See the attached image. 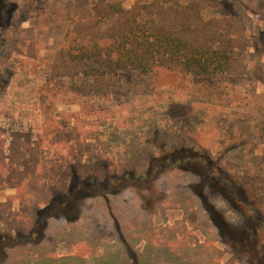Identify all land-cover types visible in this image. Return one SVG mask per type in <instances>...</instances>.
<instances>
[{
  "label": "rangeland",
  "instance_id": "rangeland-1",
  "mask_svg": "<svg viewBox=\"0 0 264 264\" xmlns=\"http://www.w3.org/2000/svg\"><path fill=\"white\" fill-rule=\"evenodd\" d=\"M177 1L180 4L199 1L205 19L220 20L232 34L248 39L246 72L195 75L179 70L160 69L146 74L134 69L121 70L87 86L82 77L50 79L52 62L66 42V34L81 20L92 16L96 7L103 9L101 20L105 28L110 22L107 7L110 3L151 6L175 0H0V74L5 73L8 78L0 94V136L8 144L14 134L15 145L20 146L29 143L30 133L43 146L44 165L38 183H43L44 189L57 187L61 186L63 177L64 187H70L69 193L76 190L71 197L69 193L51 197L49 204L39 211L37 220L27 218L22 227L24 233L35 229L34 235L39 236L49 214L66 213L72 217L77 208L83 207L82 203H87L89 217L72 232L77 234L75 243L83 241L84 250L92 245L87 234L79 232L89 227L88 221L94 218L97 208L106 215L101 222H109L121 230H133L141 212L145 236H156V240L162 237L161 242L166 243L162 248L173 246V259L184 254L187 259L190 254L193 259L189 257V261H213L214 237L207 236L205 244H199L196 239L192 245L190 233L184 239L177 238L178 232L182 234V225L178 221L173 224V220L182 213L186 215L182 222L187 221V225L193 226L198 220L202 224L203 202L194 196L196 204L190 205L193 192L201 193L207 205L218 208L225 222L240 227L247 220L215 196L205 179L171 167L159 157L161 151L180 147L209 152L232 174L246 191L245 195L257 198L258 207L264 213V0ZM2 23L6 25L4 30ZM93 28L94 25L90 29ZM2 84L0 79V88ZM60 84L55 90L54 86ZM43 129L50 130L56 139L51 142L48 136L35 135ZM75 136H79L80 143L77 144ZM180 137L187 139L191 147L172 144L174 140L181 141ZM74 145L85 154L71 169L77 171L76 175H70L68 165L73 157L68 152ZM61 161L66 163L64 175ZM151 161L160 175L150 174L143 180L151 170ZM106 167L110 171L105 175ZM165 168H168L166 172ZM176 175L185 182L176 184ZM166 176L173 177L165 196L170 201L156 205L166 193L162 189ZM109 180L113 182L111 185L106 184ZM113 187L116 192H112ZM99 188L106 189L105 193H90L102 192ZM97 197L98 200L92 201ZM151 210L157 224L166 228L179 224L176 231L161 233L160 228H152ZM197 236L202 237L199 232ZM21 237L26 236L16 234L9 241L18 242ZM2 243L0 264H55L45 258L44 249L39 250V245L29 250L26 242L9 246L5 241ZM147 243L152 248L153 242L147 240ZM247 247L251 248L250 254H245L243 259L264 264V238L252 241ZM3 249L5 253L1 255ZM220 259L239 264L232 260L230 253H222ZM89 261L91 257L87 256L79 262Z\"/></svg>",
  "mask_w": 264,
  "mask_h": 264
},
{
  "label": "trees",
  "instance_id": "trees-1",
  "mask_svg": "<svg viewBox=\"0 0 264 264\" xmlns=\"http://www.w3.org/2000/svg\"><path fill=\"white\" fill-rule=\"evenodd\" d=\"M107 7L110 22L105 28L101 20L103 9L98 6L92 16L89 15V18L81 20L79 25L68 31L66 42L52 62L50 79L54 76L72 80L82 77L83 84L87 86L121 70L134 69L142 74L160 69L179 70L195 75L236 74L247 70L244 59L248 39L232 34L220 20L205 19L200 12L199 1L180 4L175 0L174 3L160 2L151 6L135 3L129 7L120 2L110 3ZM93 25L95 28L90 29ZM1 26L3 30L6 28L4 23ZM4 74H0L3 81L0 94L8 81ZM60 86H54V89L58 90ZM49 135L53 142L55 136H51V132ZM75 141L80 143L79 136H75ZM5 144V139L0 136L1 159ZM82 153V148L78 153L70 149L68 156L79 158ZM11 156L13 160L21 157L16 150L11 152ZM160 158L168 161L171 167H179L205 179L215 191V196L221 197L224 204L247 220L245 225L235 227L221 219L218 208L210 206L208 213L217 238L227 244L234 259L243 261L244 255L250 254L251 248L247 249V246L258 238H264V213L258 207L257 198L245 195L246 191L232 174L207 151L179 149L163 152ZM154 166L152 164L151 173L148 172L145 178L157 171ZM75 192L71 191L68 197ZM78 197H81V193ZM43 221L40 220V223ZM9 240L8 237L0 236V244ZM245 262L252 264V260Z\"/></svg>",
  "mask_w": 264,
  "mask_h": 264
},
{
  "label": "crops",
  "instance_id": "crops-1",
  "mask_svg": "<svg viewBox=\"0 0 264 264\" xmlns=\"http://www.w3.org/2000/svg\"><path fill=\"white\" fill-rule=\"evenodd\" d=\"M49 133L50 130L47 131L43 129L41 133L35 135L49 137ZM180 138L182 139L181 141L176 142L174 140L173 142L171 141L172 144L178 143L180 146L183 145L185 147H191L188 145L190 142H188L187 139L185 140L182 137ZM15 139L16 138L13 134L10 142L5 144L3 149V159H1L0 153V236H5L10 239L11 236L16 234H21V236L23 235L26 237L30 236L31 240L26 239L22 241L29 244V250H32L36 247V245H39V250L44 249L45 258L50 263L55 264H81V262H79L81 257L85 258L87 256L91 257V261L87 264H229V262L220 259L222 253H230L232 260H236L233 257V252L229 250L227 244L224 243L222 239L217 238L216 230L213 228V225L210 224L209 216L203 207L200 214L202 216V224H200V220H198V222L193 226L187 225L186 220V222H182L184 217H186L183 213L179 218L176 217L173 220V224L178 221L180 222L179 224L182 225V234L178 232L177 238L184 239L185 235L190 233L191 245L193 243L195 244L196 239H198L199 244H205L207 236H209V238L214 237L215 240L211 246L214 248L213 252L215 259L213 261H206L205 259H202L200 263L193 262V260L189 261V257L193 259V256L190 254H188L187 259L186 254L178 259H173L171 257V255L174 254V250H172L173 246L167 245L168 248H162L163 246L161 245L166 244L161 242V240H163L162 237L157 240L156 236L146 237L144 231L145 229L142 225L141 212H138L139 214L137 215L136 227L133 228V230L132 228H129L128 230H121L118 228L119 226L115 227V225H111L109 222H101V219L103 220L106 215L104 212H98L96 208L95 212L93 211L94 218L91 220L89 219L88 221L90 223L89 227H86V229L81 228L82 230L79 232L87 234L86 237L89 240L88 243L92 245V247L88 250L83 249V241L75 243L74 236L77 234H72L74 228L83 225L84 220H87L89 217L86 208L89 204L87 203H82L83 207L77 208L75 215L72 217L66 213L49 214L42 228V233L39 236L34 235L35 229L31 232L27 231L24 233L22 227L26 224L27 218H33V222L34 220H37L39 211L44 209L49 204L52 199L51 197H53L56 193L62 196L67 195L70 187H64L65 185H63V183H66V181L62 177L63 181L61 186L45 187L44 189L42 186L43 183H38V178L40 180L39 173L41 172V167L44 165L41 153L43 146L40 144L41 142L34 140L30 133L29 143L26 144L27 147L26 145L24 147L22 144L20 146L13 144L16 142ZM70 149L72 152L78 153L80 148L74 145L73 147H70ZM13 150H16L17 155H21V157L15 160L11 159V152ZM83 154H85V151H83L82 155L78 156L79 158L74 157L71 159L72 162L68 165L70 168V175H76L77 171L71 169H74V166L80 163ZM61 162L62 163L60 165L63 168L62 174L64 175L66 163L63 161ZM106 168L108 169V167ZM109 171L110 170L108 169L105 175ZM171 178L173 177L166 176L165 181L162 182V189L166 190V193L165 195L163 194L162 198L158 199L159 201L155 202L156 205H161V202L166 200L170 201V199H168L169 197L165 196L168 193L167 185L169 184V180ZM174 180L176 184H182L185 182L177 175L174 176ZM187 183L190 184V182ZM22 189L24 190L22 191ZM193 193L194 195H192L190 205L196 204L194 203V196L199 198L195 192ZM98 198L99 197L94 198L92 201L95 199L98 200ZM141 209L145 210L144 208ZM151 213L150 223L153 225L152 228H160L161 233H164L165 230L176 231L179 224H177L176 227L172 226L170 228H166L167 226H162L155 222V213L153 210H151ZM198 232L202 235L201 239L197 236ZM147 240L153 242L152 248L147 246ZM171 240H173V238L164 241L170 242ZM12 243L16 244L19 242L8 241L6 245L9 246ZM4 249L1 255L5 253ZM79 250L82 251L80 256L75 257L76 254L79 253ZM73 256L74 258H72ZM195 258L200 259V257ZM237 261L239 264H249L246 263L245 260L242 261L239 259L236 260V262Z\"/></svg>",
  "mask_w": 264,
  "mask_h": 264
},
{
  "label": "flooded vegetation",
  "instance_id": "flooded-vegetation-1",
  "mask_svg": "<svg viewBox=\"0 0 264 264\" xmlns=\"http://www.w3.org/2000/svg\"><path fill=\"white\" fill-rule=\"evenodd\" d=\"M179 149H182V147H180ZM179 149H177V148H175V150H179ZM185 148H183V150H184ZM186 149H190V148H186ZM173 151V150H172ZM163 152H166V151H161V152H159V157L161 156V153H163ZM169 152V151H168ZM150 159V158H149ZM152 163H153V161H151V168H152ZM184 171V170H183ZM159 172V171H158ZM157 171L153 174V175H156V176H159L160 175V172L158 173ZM165 172H166V170H165ZM184 173H191V172H187V171H184ZM116 178V177H115ZM113 180H114V178H112ZM111 179V180H112ZM141 179H143V180H147L148 178H145V177H142ZM140 179V180H141ZM111 180H109V182H106V184L108 185V184H112L113 182L111 181ZM116 181H118L117 180V178H116ZM135 182H137V181H135ZM134 183V182H133ZM102 192H99V193H105V191H106V189L105 190H101ZM112 192H116V188L115 187H113L112 188ZM195 193L203 200V202H205L204 200V197H203V195H201V193H198V192H196V190H195ZM96 194H98V193H96ZM162 198V197H161ZM203 207H204V209H205V211H206V213H209L210 212V206L209 205H207L206 203H203ZM31 240V237L29 236V237H21L20 239H19V241L18 242H22L23 240ZM15 242H17V241H15Z\"/></svg>",
  "mask_w": 264,
  "mask_h": 264
}]
</instances>
